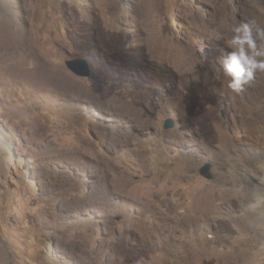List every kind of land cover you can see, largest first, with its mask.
<instances>
[{"label": "rangeland", "instance_id": "obj_1", "mask_svg": "<svg viewBox=\"0 0 264 264\" xmlns=\"http://www.w3.org/2000/svg\"><path fill=\"white\" fill-rule=\"evenodd\" d=\"M245 18L264 0H0V264H264V74L218 62Z\"/></svg>", "mask_w": 264, "mask_h": 264}, {"label": "clouds", "instance_id": "obj_2", "mask_svg": "<svg viewBox=\"0 0 264 264\" xmlns=\"http://www.w3.org/2000/svg\"><path fill=\"white\" fill-rule=\"evenodd\" d=\"M230 31L223 41L228 51L218 62L228 87L239 94L254 86L257 73L264 74V25L245 18Z\"/></svg>", "mask_w": 264, "mask_h": 264}, {"label": "water", "instance_id": "obj_3", "mask_svg": "<svg viewBox=\"0 0 264 264\" xmlns=\"http://www.w3.org/2000/svg\"><path fill=\"white\" fill-rule=\"evenodd\" d=\"M67 64L69 68L76 73L77 75L81 76H90L91 75V67L86 58L83 57H76L74 59H70L67 61ZM173 125V121L171 119H168L165 121V126L170 127ZM209 166L203 167L201 169V172L205 174L207 177H211V174L208 173Z\"/></svg>", "mask_w": 264, "mask_h": 264}, {"label": "bare ground", "instance_id": "obj_4", "mask_svg": "<svg viewBox=\"0 0 264 264\" xmlns=\"http://www.w3.org/2000/svg\"><path fill=\"white\" fill-rule=\"evenodd\" d=\"M42 75V72H40V76ZM44 75L46 76L47 74L44 73ZM45 76H41V77H45ZM46 80V77L44 78Z\"/></svg>", "mask_w": 264, "mask_h": 264}]
</instances>
